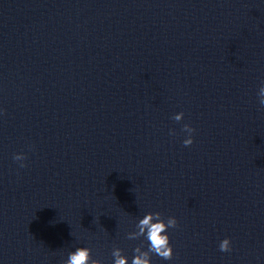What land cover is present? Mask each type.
Masks as SVG:
<instances>
[{"label": "clouds", "instance_id": "1", "mask_svg": "<svg viewBox=\"0 0 264 264\" xmlns=\"http://www.w3.org/2000/svg\"><path fill=\"white\" fill-rule=\"evenodd\" d=\"M258 101L262 108H264V82L261 83L258 93ZM184 113L175 114L172 119L180 122L183 119ZM182 131L188 134V138L184 139V146H190L193 143L192 133L195 131L189 124H184ZM170 134H174L171 132ZM15 161H23L26 156L23 153L14 155ZM20 167H25L23 163ZM177 227V220L175 217H168L166 222L162 218L160 212H148L139 219L136 224V231L129 232L127 239L136 240L144 237L149 243L147 250H143L141 246L134 248V255L131 264H151V255L155 254L163 260H171L173 258V248L170 244V237L167 234L168 229ZM221 252L231 251V243L229 238L223 239L219 244ZM114 257V264H129L127 256L122 254L120 248H114L112 251ZM63 264H102L99 259L92 258L91 249L88 247H78L74 251L68 253L67 259Z\"/></svg>", "mask_w": 264, "mask_h": 264}]
</instances>
